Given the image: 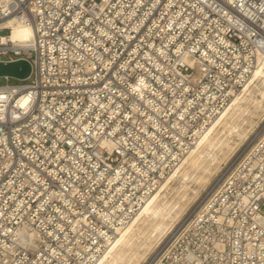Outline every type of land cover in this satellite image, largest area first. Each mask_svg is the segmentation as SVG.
Masks as SVG:
<instances>
[{"label":"built area","instance_id":"1","mask_svg":"<svg viewBox=\"0 0 264 264\" xmlns=\"http://www.w3.org/2000/svg\"><path fill=\"white\" fill-rule=\"evenodd\" d=\"M263 54L264 0H0V264H97ZM151 260L264 264V130Z\"/></svg>","mask_w":264,"mask_h":264},{"label":"bare ground","instance_id":"2","mask_svg":"<svg viewBox=\"0 0 264 264\" xmlns=\"http://www.w3.org/2000/svg\"><path fill=\"white\" fill-rule=\"evenodd\" d=\"M8 25L10 36L16 42L23 43L33 34L32 27L19 20L11 18ZM260 112L264 113V54L259 56L256 68L243 88L234 95L232 102L208 126L182 164L161 183L134 219L118 231L97 264H140L181 216L184 209L182 199L190 191L194 196L198 194L197 184L204 186L212 170L218 169L223 159L248 138L250 129L246 125ZM263 130L264 126L243 147L242 152L251 146ZM171 189L177 192V198L172 201L167 198Z\"/></svg>","mask_w":264,"mask_h":264},{"label":"rangeland","instance_id":"3","mask_svg":"<svg viewBox=\"0 0 264 264\" xmlns=\"http://www.w3.org/2000/svg\"><path fill=\"white\" fill-rule=\"evenodd\" d=\"M12 81L17 82V80L15 78H13ZM261 112L258 114V116L254 115L251 118V119H253L252 120L253 122L250 121L251 124H250V122H248L249 124L246 123L247 124L246 127L248 126L247 128L250 129V130H248L249 131L248 132V134H249L248 138L241 141V143L234 149V151H232L227 156L226 159H223V161L221 162V165L218 169L212 170V174H211L208 182H206L204 186L202 185V187H201V185L199 186V184H197V187H199L198 194L194 196V194L190 191L188 193L189 196L187 194L186 198L182 199V204L184 205L183 206L184 209H183L181 216L175 221L171 230L161 239V241L159 243H157L152 248L150 253L147 254V257L144 258L142 260L143 262L141 261L140 264H148L150 262L153 255L161 248V246L163 245V243L165 242L167 237L171 234V232H173L175 230V228H177V226H179V224H181V222L192 212L193 208H195L198 205V203L202 200V198L207 193V191H209L219 181V179L222 177L224 172L230 167V165L233 163V161L242 152V150L248 144L249 140H251V138H253V136L264 126V113H261ZM255 121H257V122L255 123ZM191 194H192V196H191ZM167 198L171 201L174 200L175 198H177L176 190L175 191L172 189L169 190V192L167 193Z\"/></svg>","mask_w":264,"mask_h":264},{"label":"water","instance_id":"4","mask_svg":"<svg viewBox=\"0 0 264 264\" xmlns=\"http://www.w3.org/2000/svg\"><path fill=\"white\" fill-rule=\"evenodd\" d=\"M32 71L31 62L26 58L15 60L0 59V78L9 76L15 79H25Z\"/></svg>","mask_w":264,"mask_h":264}]
</instances>
